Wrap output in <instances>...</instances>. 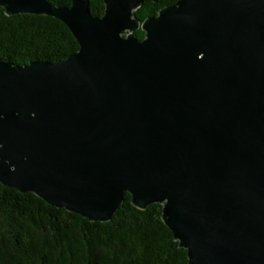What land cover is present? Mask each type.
Returning <instances> with one entry per match:
<instances>
[{
  "label": "water",
  "instance_id": "water-1",
  "mask_svg": "<svg viewBox=\"0 0 264 264\" xmlns=\"http://www.w3.org/2000/svg\"><path fill=\"white\" fill-rule=\"evenodd\" d=\"M91 1L0 0L78 45L0 60V184L100 223L128 193L162 205L187 264H264V0H178L141 23V0L101 17Z\"/></svg>",
  "mask_w": 264,
  "mask_h": 264
},
{
  "label": "trees",
  "instance_id": "trees-1",
  "mask_svg": "<svg viewBox=\"0 0 264 264\" xmlns=\"http://www.w3.org/2000/svg\"><path fill=\"white\" fill-rule=\"evenodd\" d=\"M178 0H141L133 14L139 22ZM53 6L70 0H48ZM90 14L101 17L102 0H92ZM138 41L144 32L132 34ZM78 50L70 31L44 15L7 16L0 8V60L16 66L63 61ZM162 220V205L140 210L125 193L108 222H92L48 205L32 193L0 184V264H187Z\"/></svg>",
  "mask_w": 264,
  "mask_h": 264
}]
</instances>
